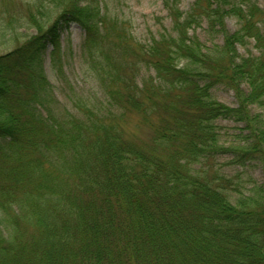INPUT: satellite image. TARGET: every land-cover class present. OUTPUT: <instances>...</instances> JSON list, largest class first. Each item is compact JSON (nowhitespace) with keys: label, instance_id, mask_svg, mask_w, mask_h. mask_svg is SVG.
Segmentation results:
<instances>
[{"label":"trees","instance_id":"obj_1","mask_svg":"<svg viewBox=\"0 0 264 264\" xmlns=\"http://www.w3.org/2000/svg\"><path fill=\"white\" fill-rule=\"evenodd\" d=\"M46 3L31 22L54 67L67 55L60 33L78 24L97 98L63 103L36 39L0 57V264H264V184L243 195L204 170L230 154L231 165L264 173V9L194 0L184 12L167 0L171 29L141 44L103 0ZM204 25L212 47L190 36ZM251 42L256 53L241 56ZM222 120L244 124L230 146Z\"/></svg>","mask_w":264,"mask_h":264},{"label":"rangeland","instance_id":"obj_2","mask_svg":"<svg viewBox=\"0 0 264 264\" xmlns=\"http://www.w3.org/2000/svg\"><path fill=\"white\" fill-rule=\"evenodd\" d=\"M46 1L0 0V57L16 51L17 48L36 39V42L46 45L43 55L44 69L55 87L59 99L63 103H67L69 102L66 98L67 94L72 97L77 95V98L86 104H95L98 91L97 82L89 66L80 57V47L85 36L84 30L78 24L72 23L68 29L60 33L61 45L63 49H67V55L64 56V63L57 69L53 65V46L48 40L40 38L42 31H39L31 22L32 16L39 15L40 8L43 5L46 6ZM254 1L264 9V0ZM103 2L107 4L110 11L130 22L133 36L141 44H147L152 39V35L158 36L165 29L170 30L172 27V21L166 7L167 0H103ZM180 2L181 10L188 12L194 0H180ZM43 11L45 16L42 18V22H44V29L46 30L56 22L59 10L53 8L50 11L46 9ZM10 22H13L12 26L9 24ZM226 26L231 33L238 29L237 21L232 17L226 19ZM13 28L16 31L12 35ZM195 29L190 32V36L195 35L207 47H212L213 41L206 32V25ZM221 42L222 37H218L216 43L222 44ZM238 50L241 56L256 53L253 42L245 47L239 46ZM59 68H62V73H60ZM214 94L220 102L231 107H237V99L233 91L220 89L215 90ZM254 112L258 113L259 111L254 110ZM137 118L132 119V122L135 123ZM218 125L221 128L222 144L225 146L234 143L236 141L235 136L244 131V124L230 120L219 121ZM137 133L144 139H147L150 134L149 128H141ZM231 160L232 155L230 154L211 158L205 162L204 170L209 177L213 172L224 174L234 185H239L238 188L243 195H248L251 188L264 184V173L261 167L253 164L244 168L234 166L231 165ZM197 169L200 170L201 166H195V170ZM234 185L233 187H236Z\"/></svg>","mask_w":264,"mask_h":264}]
</instances>
